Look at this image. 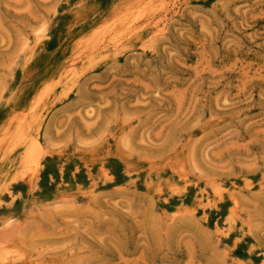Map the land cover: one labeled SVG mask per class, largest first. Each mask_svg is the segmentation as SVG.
Instances as JSON below:
<instances>
[{
  "label": "rangeland",
  "instance_id": "obj_1",
  "mask_svg": "<svg viewBox=\"0 0 264 264\" xmlns=\"http://www.w3.org/2000/svg\"><path fill=\"white\" fill-rule=\"evenodd\" d=\"M0 264H264V0H0Z\"/></svg>",
  "mask_w": 264,
  "mask_h": 264
}]
</instances>
